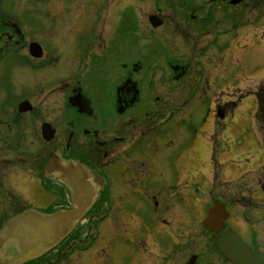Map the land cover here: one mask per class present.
<instances>
[{
    "label": "flooded vegetation",
    "instance_id": "1",
    "mask_svg": "<svg viewBox=\"0 0 264 264\" xmlns=\"http://www.w3.org/2000/svg\"><path fill=\"white\" fill-rule=\"evenodd\" d=\"M40 1L45 6L49 2L39 0V4ZM67 1L59 2L64 13H68ZM231 1L173 0L167 12L155 9L146 16L148 30L157 42L167 41L168 56L160 52L155 60H144L142 47H137L134 57L116 62L104 50L91 55L93 58L81 67L78 76L72 74V68L49 66L48 51L41 39L28 37L29 22L0 8V227L27 210L47 214L53 209L71 208L68 186L78 174L94 194L82 219L88 227L93 226V231L97 224L107 220V212L112 210L121 218L113 220L114 225L118 223L119 229H126V218L130 219L128 222L138 218L137 209L143 196L150 198L155 208L161 207L169 225L170 166L174 164L170 158V83L190 79L191 75L215 79L223 59L227 58V50L235 42L240 44L242 31L247 25L264 20V0H241L236 4ZM16 14L28 17L30 13ZM152 15L160 19L158 28L149 25ZM41 29L34 28L39 33L43 32ZM225 33L231 35L227 41H223ZM170 34L183 44L189 43L191 34L198 43H203L193 57L196 66L193 72L187 59L170 63ZM173 42L172 39V47ZM31 43H37L41 49L38 59L29 53ZM204 47L213 52L215 62L208 60L210 54L205 58ZM198 54L204 56L199 67ZM42 72L45 74L40 79L37 75ZM69 75L72 80L65 78ZM31 78L37 79L33 85ZM31 87L43 88L38 91L42 99H36V92L29 94ZM56 93H63L64 98L47 106V99ZM22 102L29 104L25 112L18 111ZM64 107L74 116L67 124L68 131L62 128ZM43 128L54 132L50 141L43 137ZM48 184L57 198L55 204L46 203ZM230 217L229 214L228 220ZM81 222L37 264L42 260L49 263L53 257V262L63 263L89 251L87 256L75 258V263L88 264L90 255L99 260L105 253V237L83 235ZM113 232L112 229V238H125L132 250H141L146 245L145 238L128 234L127 230L126 236H115ZM225 232L223 229L216 237ZM14 253L13 247L3 248L0 264H5Z\"/></svg>",
    "mask_w": 264,
    "mask_h": 264
},
{
    "label": "rangeland",
    "instance_id": "2",
    "mask_svg": "<svg viewBox=\"0 0 264 264\" xmlns=\"http://www.w3.org/2000/svg\"><path fill=\"white\" fill-rule=\"evenodd\" d=\"M171 1L68 0L70 10L64 13L60 0L46 1V6L43 1L39 4V0H1L0 8L29 22L28 37L41 39L48 51L49 66L72 68V74L78 76L93 54L104 53V50L116 62L134 57L137 47H142L144 60H155L161 53L167 55V41L164 40V44L157 42L148 30L146 16L155 9L167 12ZM25 11L30 13L28 17L16 14ZM38 27L43 32L34 30ZM244 30L240 44L235 42L227 50V58L223 59L215 79H198L191 75L190 79L170 83V158L176 165L170 166V224L167 225V215L161 207L155 208L153 201L143 196L137 209L138 218L134 217L130 222L126 218L124 229L128 234L145 238L146 245L136 251L125 238H112V229L115 236H126L118 223L114 225L113 220L121 221V218L113 210L107 212V220L97 224L94 231L93 226L88 227L82 221L83 235L96 233V237H105V253L99 260L90 255L88 264H185L192 255L198 257L197 264H226L213 248V236L206 233L200 223L205 209L214 202L227 204L231 212V221L225 222L224 229L239 236L259 254L261 264H264V156L261 143L264 139L254 120L256 97L253 94L264 80V20L247 25ZM225 35L223 41L230 39V33ZM70 38L73 40L67 41ZM244 38L247 42L242 41ZM200 46L203 47V43H198L193 34L188 44L170 34V63L177 59L189 60L193 72L196 69L193 57ZM204 48L206 56L211 55L210 63L215 62L213 52ZM203 57L197 55L198 67ZM44 74L37 76L41 79ZM71 75L65 78L72 80ZM36 80L31 78L30 85ZM34 88L31 87L29 94L36 92L37 98H34L42 99L38 91L43 88ZM247 92L252 93L240 100ZM63 98V93H56L46 104L60 103ZM237 101L240 102L236 104ZM217 105L228 110L224 120L214 118ZM62 113V128L68 131L70 126L67 124L74 116L65 107ZM216 176L217 180H214ZM49 189L48 184L46 203L55 204L57 198ZM174 192L181 193L178 196L173 195ZM157 200L162 203L160 198ZM88 254L90 251L54 264H76L75 258ZM54 258H50L49 263L42 260L41 264H51Z\"/></svg>",
    "mask_w": 264,
    "mask_h": 264
},
{
    "label": "water",
    "instance_id": "3",
    "mask_svg": "<svg viewBox=\"0 0 264 264\" xmlns=\"http://www.w3.org/2000/svg\"><path fill=\"white\" fill-rule=\"evenodd\" d=\"M240 1L232 0L231 3L236 4ZM149 23L153 28H156L160 25V20L151 16ZM40 52V47L37 44H30L29 53L32 57L39 58ZM28 106L27 102H23L18 106V111L25 112ZM218 116L222 118L220 112ZM42 134L46 141H50L54 132L43 128ZM68 187L72 201L70 210H58L45 215L27 210L2 225L0 228V250L5 246L13 245L16 252L5 264H22L35 259L56 246L73 230L90 207L94 194L91 187L83 182L79 174ZM227 218L228 214L223 205L216 203L207 209L202 226L206 230L218 234ZM214 244L220 253L234 264H259L257 255L252 252L250 247L231 233L217 237ZM186 264H196V256H191Z\"/></svg>",
    "mask_w": 264,
    "mask_h": 264
},
{
    "label": "trees",
    "instance_id": "4",
    "mask_svg": "<svg viewBox=\"0 0 264 264\" xmlns=\"http://www.w3.org/2000/svg\"><path fill=\"white\" fill-rule=\"evenodd\" d=\"M256 97V111L254 120L258 128L259 133L264 138V81L259 84L254 92Z\"/></svg>",
    "mask_w": 264,
    "mask_h": 264
}]
</instances>
